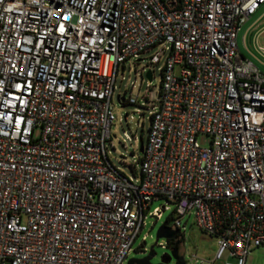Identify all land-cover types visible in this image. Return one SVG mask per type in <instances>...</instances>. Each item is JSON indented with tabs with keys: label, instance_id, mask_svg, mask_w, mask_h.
Returning <instances> with one entry per match:
<instances>
[{
	"label": "built area",
	"instance_id": "2783aa9c",
	"mask_svg": "<svg viewBox=\"0 0 264 264\" xmlns=\"http://www.w3.org/2000/svg\"><path fill=\"white\" fill-rule=\"evenodd\" d=\"M262 4L0 0V264H126L169 208L156 200L178 235L194 214L218 238L210 264H247L264 247V73L238 39ZM155 47L161 91L128 177L109 157L112 98Z\"/></svg>",
	"mask_w": 264,
	"mask_h": 264
},
{
	"label": "rangeland",
	"instance_id": "374dc122",
	"mask_svg": "<svg viewBox=\"0 0 264 264\" xmlns=\"http://www.w3.org/2000/svg\"><path fill=\"white\" fill-rule=\"evenodd\" d=\"M254 20L258 21L248 33L247 46L243 42V36L247 28L242 30L240 47L244 55L254 59L264 73V54L262 52L264 51V4L254 16ZM158 51L159 47H155L143 53L137 59L128 60L125 63V69L121 70L117 77L116 89L112 98L114 106V119L111 127L113 147L109 141L107 146L108 150L112 152L109 157L113 165L128 177L135 176L132 166L136 167L137 176L140 177V159L144 155L141 151V145L147 141L151 116L155 111L154 106L157 105L161 91L162 68L166 57H163L156 66L148 63L150 58ZM150 69L154 71L153 81L147 77V72ZM119 96H126V100L133 97L138 100V103L136 105H124L119 100ZM198 141L204 147L210 145V138L207 135L200 134ZM164 205L169 208L163 211V215L159 220L155 217L147 219V225L133 245V251L130 253L128 260L143 257L145 254L139 253L138 250L146 248L149 252L153 245H155L156 251V256L153 259L154 263L160 261L163 255L172 252V249L167 247L165 238H160L157 242V233L159 228L174 213L175 207L166 200H156L151 209L152 211L156 208L163 209ZM183 225L185 228L182 229L184 236L179 248L180 256L184 258L187 264H210L215 259L218 250V238L202 231L195 223L194 214L184 217ZM227 259H230L228 255L224 256L223 259L216 260L215 264H225ZM231 260L233 259L231 258ZM171 264H176V261L173 260ZM247 264H264V247L254 249L248 257Z\"/></svg>",
	"mask_w": 264,
	"mask_h": 264
},
{
	"label": "water",
	"instance_id": "95a60500",
	"mask_svg": "<svg viewBox=\"0 0 264 264\" xmlns=\"http://www.w3.org/2000/svg\"><path fill=\"white\" fill-rule=\"evenodd\" d=\"M147 77L151 81H153V74L151 71L147 72ZM123 99H126V96H119L120 101H122ZM141 151L144 153L145 144L141 145ZM178 233H179L178 230H172L165 222L158 230L157 242L159 241L160 238L171 240L175 238V236L178 235ZM155 256H156L155 245H153L145 256L141 258H130L127 261V264H171L173 260L176 261V264H186V261L184 260V258L180 256L179 254L178 246L175 249H173L170 254L163 255L160 262L158 263L153 262V259L155 258Z\"/></svg>",
	"mask_w": 264,
	"mask_h": 264
},
{
	"label": "trees",
	"instance_id": "16d2710c",
	"mask_svg": "<svg viewBox=\"0 0 264 264\" xmlns=\"http://www.w3.org/2000/svg\"><path fill=\"white\" fill-rule=\"evenodd\" d=\"M241 54L244 56V54L241 52ZM124 105L125 104H129L128 103V100H126V99H123L122 101H121ZM142 160V158L140 159V161ZM132 170H133V172L134 173H136V167H133L132 166ZM172 215L169 217V219L167 220L169 223H170V220L172 219ZM181 237V238H180ZM182 241H183V236L181 235V234H179V235H177L176 236V239H171V240H168L167 241V247L168 248H170V249H175L177 246H178V250H179V248H180V245H181V243H182ZM145 243V242H144Z\"/></svg>",
	"mask_w": 264,
	"mask_h": 264
},
{
	"label": "crops",
	"instance_id": "0c3cea01",
	"mask_svg": "<svg viewBox=\"0 0 264 264\" xmlns=\"http://www.w3.org/2000/svg\"><path fill=\"white\" fill-rule=\"evenodd\" d=\"M257 14V13H256ZM255 14V15H256ZM254 15V16H255ZM254 16H252L251 18H250V20L243 26V28L241 29V31H240V33H239V47H240V34H241V32H242V30L244 29V28H247L246 29V32L244 33V36H243V42H244V44H245V46H247V36H248V33H249V31H251V29L255 26V24H256V22L258 21V20H254ZM240 50H241V47H240ZM241 52H242V50H241ZM243 53V52H242ZM244 54V53H243ZM245 56V55H244ZM246 57V56H245Z\"/></svg>",
	"mask_w": 264,
	"mask_h": 264
},
{
	"label": "flooded vegetation",
	"instance_id": "af4514ba",
	"mask_svg": "<svg viewBox=\"0 0 264 264\" xmlns=\"http://www.w3.org/2000/svg\"><path fill=\"white\" fill-rule=\"evenodd\" d=\"M176 236H177V235H176ZM176 236H175V238H174V239H176ZM145 255H146V254H145ZM145 255H144V256H145ZM158 262H160V261H158ZM158 262H155V263H158Z\"/></svg>",
	"mask_w": 264,
	"mask_h": 264
}]
</instances>
